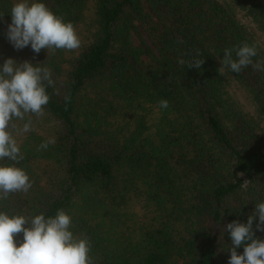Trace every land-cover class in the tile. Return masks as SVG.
<instances>
[{
	"label": "trees",
	"instance_id": "obj_1",
	"mask_svg": "<svg viewBox=\"0 0 264 264\" xmlns=\"http://www.w3.org/2000/svg\"><path fill=\"white\" fill-rule=\"evenodd\" d=\"M15 2L0 0V65L41 63L54 86L33 130L16 135V166L32 187L0 200V211L48 218L63 209L90 241L93 264H228L223 229L264 202V72L218 69L224 49L242 42L264 60V0H39L76 32L88 29L78 49L39 54L6 38ZM181 58L205 62L188 68Z\"/></svg>",
	"mask_w": 264,
	"mask_h": 264
},
{
	"label": "clouds",
	"instance_id": "obj_2",
	"mask_svg": "<svg viewBox=\"0 0 264 264\" xmlns=\"http://www.w3.org/2000/svg\"><path fill=\"white\" fill-rule=\"evenodd\" d=\"M9 13L11 23L5 35L16 50L30 45L33 52L39 54L42 49L47 53L60 49L73 51L81 45L73 23L65 22L39 0H16ZM257 55L255 44L247 42L225 48L218 71L220 75H224V69L239 73L251 66L264 72V60L253 61ZM204 62L205 59L195 58L178 60V64L187 63L188 68L196 69H200ZM40 64L7 58L0 65V161L7 158L13 162L0 163V200H6L10 194H26L33 184L27 172L16 166L24 159L16 135L32 131L33 117H43L49 103L46 89L54 86V80L51 70ZM158 103L163 109L169 106L166 99ZM15 121L25 122L18 127ZM54 143V139L42 142L38 150H46ZM257 218L255 229L264 232V202L255 204L246 223L234 220L223 229L231 237L228 264H264V239L255 237L253 230ZM71 227L72 217L63 209L48 218L43 213L26 216L0 211V264H93L89 256L90 241L85 236L74 235ZM21 233L23 240L17 245L15 238ZM241 246L243 253L239 254L237 249Z\"/></svg>",
	"mask_w": 264,
	"mask_h": 264
},
{
	"label": "rangeland",
	"instance_id": "obj_3",
	"mask_svg": "<svg viewBox=\"0 0 264 264\" xmlns=\"http://www.w3.org/2000/svg\"><path fill=\"white\" fill-rule=\"evenodd\" d=\"M222 1H225V0H222ZM77 35L80 41H83V42L86 41V38L88 35L87 22L80 25V27L77 29ZM262 39L264 42V38ZM230 89L234 93L238 101L242 104L245 111L249 112L251 115L256 116L257 113H256L255 105L253 101L251 100V97L246 93V91L236 81L232 82V86L230 87ZM51 125H52L51 122L44 123L42 125L43 132H48L49 129H51ZM260 130L262 134L264 135V121L261 122Z\"/></svg>",
	"mask_w": 264,
	"mask_h": 264
}]
</instances>
